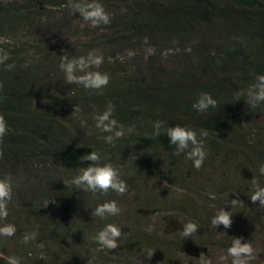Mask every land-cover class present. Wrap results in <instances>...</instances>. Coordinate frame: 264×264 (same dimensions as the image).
I'll return each instance as SVG.
<instances>
[{"label": "trees", "instance_id": "trees-1", "mask_svg": "<svg viewBox=\"0 0 264 264\" xmlns=\"http://www.w3.org/2000/svg\"><path fill=\"white\" fill-rule=\"evenodd\" d=\"M100 2L111 22L96 28L65 7L68 0L0 2V47L10 55L0 65L4 84L0 114L8 124L0 143V175L25 177L15 189L5 221L14 224L17 232L10 238L0 237V253L9 256L20 250L22 257L14 256L22 264H179L171 248L203 249L207 235L203 239L201 228L192 237L181 236L183 225L192 221L200 226L199 218L174 201L160 207L172 211L175 229L165 225L148 231L131 223L117 249H102L93 239L95 234L109 223L127 219L121 218L123 212L105 219L92 212L109 200L120 206L125 196L110 190L93 198L62 182L90 163L79 158L92 151L101 155V164L109 162L120 168L128 185L125 195L146 181L170 185L184 181L190 186L184 176L190 178L204 168L210 175L220 172L223 175L218 179L208 180L214 188L211 197H217L214 206L224 207L234 218L243 214L236 225L239 230L254 235L264 232V221L257 218L264 206L250 200L256 184L264 187L260 172L264 167V104L251 108L246 97L237 100L238 93L264 74V0ZM23 30L30 34L29 40L17 38L16 33ZM145 43L156 53L167 49L181 52V65L166 71L147 66L140 73L101 64L94 70L110 76L102 94L66 84L59 68L64 54L74 59L100 51L113 57ZM8 63H14L15 69L8 71ZM202 93L210 94L216 107L196 111L192 105ZM109 102L114 105V118L125 128H136L114 146L104 141L107 134L95 128L94 120ZM75 106L84 120L82 126L67 120ZM157 120L169 127L191 128L198 135L200 129L209 132L208 155L199 170L183 153L173 154L175 146L166 133L152 135ZM232 200L238 202L232 204ZM32 231L39 233L38 239L23 243V237ZM229 236L226 233L221 241L232 240ZM40 243L42 249L37 247ZM151 250L153 256L147 260ZM40 252L50 254L47 263L36 259ZM0 264L5 261L0 259Z\"/></svg>", "mask_w": 264, "mask_h": 264}, {"label": "clouds", "instance_id": "clouds-1", "mask_svg": "<svg viewBox=\"0 0 264 264\" xmlns=\"http://www.w3.org/2000/svg\"><path fill=\"white\" fill-rule=\"evenodd\" d=\"M73 14H78L85 22L92 27H100L101 25H108L111 22V16L106 11L104 5L100 0H68L65 5ZM175 43V41H174ZM9 52L0 47V65L6 64L9 61ZM103 63V56L98 55L95 51H90L87 56H81L74 59H69L67 54L61 56L59 65L60 70L64 73V81L66 84H76L82 86L86 90H94L101 92L106 88L110 82V76L106 72L98 70ZM8 71L15 69L14 63L6 65ZM4 87L3 82H0V90ZM102 94V92H101ZM237 100L240 97H246V103L251 108L264 104V74L258 75L255 81L248 85L246 90L237 94ZM217 101L213 99L210 94L202 93L192 107L198 112H205L210 107H216ZM114 105L109 102L107 108L98 113L95 117V128L101 133H106L103 139L106 143L113 144L117 139L123 138L128 134L136 131L134 125L127 128L124 127L116 118H114ZM74 111H80L78 106L74 107ZM73 111V112H74ZM8 132V124L3 114H0V143L3 137ZM166 133L170 143L175 146L174 155L183 153L185 158L192 161V166L199 170L208 155L205 148L206 138L209 132L205 129L199 130V135L196 130L191 128L175 125L169 127L164 121L157 120L153 123V136L159 137L160 134ZM3 152L0 151V157ZM102 157L96 152H89L79 158L80 162H90L86 167L77 169L76 174L70 180L62 181L65 186H74L75 188L84 192L92 194L93 198H97V194H107L110 190L123 196L128 191V185L121 178L120 168L114 166L109 162L100 163ZM260 172L264 174V167L260 168ZM23 174L12 175L5 173L0 175V237L10 238L17 232V228L12 223H6L9 216V206L14 204L15 189L24 181ZM250 200L255 203L259 201V205L264 206V187L255 186ZM50 201L44 205L46 207ZM54 202V201H53ZM238 200H232L235 204ZM122 212V208L115 200H109L98 204L92 215L105 219L110 216H118ZM229 211L221 209L212 219L211 223L214 227L223 225L228 229L232 225V217ZM200 226L192 221L185 223L182 227L181 236L183 238L192 237L197 233ZM121 228L115 224L109 223L103 229L98 231L93 239L102 248L107 250H115L119 247V239L121 237ZM39 233L32 231L23 237V243L27 244L30 241H36ZM43 248V243L37 245ZM154 250L148 252L146 257L149 260L153 256ZM256 250L249 242L242 243L240 238H234L231 246L227 249V257L231 258V264H250L255 258ZM0 259L5 261V264H22L19 257L14 255L4 256L0 253ZM225 257H221L223 261ZM139 264H143L140 261Z\"/></svg>", "mask_w": 264, "mask_h": 264}, {"label": "rangeland", "instance_id": "rangeland-1", "mask_svg": "<svg viewBox=\"0 0 264 264\" xmlns=\"http://www.w3.org/2000/svg\"><path fill=\"white\" fill-rule=\"evenodd\" d=\"M12 1L21 0H0L1 3H9ZM56 16L57 11H52ZM16 36L20 40H29L30 34L26 31L17 32ZM1 40V39H0ZM98 55L103 56V65H109L111 67H117L125 69L126 72H143L144 67L157 68V70H171L172 68L179 67L180 54L181 52L174 50H165L161 53H156V50L146 43L140 48L131 51H121L116 53L113 57L107 52H96ZM87 55H85L86 57ZM198 65H195V68ZM94 70V69H93ZM69 119L75 120L83 125L84 120L78 112H70L68 114ZM82 140L81 138H79ZM85 143H90L89 140L84 139ZM198 173L195 172L192 176L184 179L189 182L190 186L184 184L182 181L178 185H170L165 181L162 182H149L146 181L140 188L131 191L129 194L124 195L123 201L120 202V207L122 208V220L120 223L116 224L121 228L122 234L120 238L126 235V230L131 223L140 225L148 231H153L163 228L165 225L169 226V229H175L177 227L176 220L172 211L165 208L164 211L161 210V205L174 201L184 207L185 212L189 214L196 215L200 220V233L205 239L207 235V242L203 245V249L199 251L191 249H174L170 251L172 256L178 260L179 264H231V258L227 257V249L231 246L232 240L234 238H240L242 243L249 242L252 244L253 248L256 250L255 258L250 262V264H264V232L249 233L247 229H238L236 227L237 223L244 219L242 215H236L235 218L232 215V225L230 228L225 229L223 225H218L214 227L211 223L213 217L224 207L214 206L217 197H211L214 188L209 185V178L218 179L219 173L211 174L209 170L204 168L200 169ZM209 174V175H208ZM232 181H229L231 184ZM252 185L254 182L251 183ZM264 185V183L262 184ZM257 186V184L255 185ZM212 202V203H211ZM214 203V204H213ZM148 206H147V205ZM145 205L147 207H145ZM225 210V209H224ZM257 218L264 221V211L257 212ZM166 221H170V224H166ZM256 230V228H254ZM228 233L230 236L227 241H221V237ZM19 248V246H16ZM18 251V250H17ZM14 255L22 257L20 250L18 252L12 253ZM221 257H225L222 261ZM33 256L30 257L33 260ZM43 263H47L50 260V254L46 252H40L39 256L36 258ZM50 264V263H47Z\"/></svg>", "mask_w": 264, "mask_h": 264}]
</instances>
